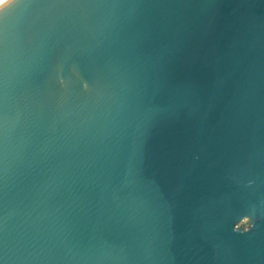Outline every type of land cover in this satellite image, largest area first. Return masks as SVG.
Segmentation results:
<instances>
[{
  "label": "water",
  "instance_id": "obj_1",
  "mask_svg": "<svg viewBox=\"0 0 264 264\" xmlns=\"http://www.w3.org/2000/svg\"><path fill=\"white\" fill-rule=\"evenodd\" d=\"M0 264H264V0H1Z\"/></svg>",
  "mask_w": 264,
  "mask_h": 264
},
{
  "label": "clouds",
  "instance_id": "obj_2",
  "mask_svg": "<svg viewBox=\"0 0 264 264\" xmlns=\"http://www.w3.org/2000/svg\"><path fill=\"white\" fill-rule=\"evenodd\" d=\"M241 221H243L244 224H246V226L241 227L240 223H236L233 227V231L234 232H242V233H247L248 231H250V229L253 226L252 217L251 216H244L241 218Z\"/></svg>",
  "mask_w": 264,
  "mask_h": 264
},
{
  "label": "bare ground",
  "instance_id": "obj_3",
  "mask_svg": "<svg viewBox=\"0 0 264 264\" xmlns=\"http://www.w3.org/2000/svg\"><path fill=\"white\" fill-rule=\"evenodd\" d=\"M1 1V0H0Z\"/></svg>",
  "mask_w": 264,
  "mask_h": 264
}]
</instances>
